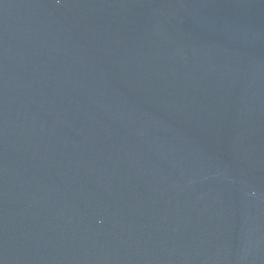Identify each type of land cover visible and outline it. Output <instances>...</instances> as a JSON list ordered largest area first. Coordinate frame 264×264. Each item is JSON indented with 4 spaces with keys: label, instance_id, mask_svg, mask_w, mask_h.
<instances>
[{
    "label": "water",
    "instance_id": "obj_1",
    "mask_svg": "<svg viewBox=\"0 0 264 264\" xmlns=\"http://www.w3.org/2000/svg\"><path fill=\"white\" fill-rule=\"evenodd\" d=\"M0 264H264V0H0Z\"/></svg>",
    "mask_w": 264,
    "mask_h": 264
}]
</instances>
